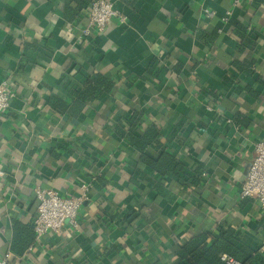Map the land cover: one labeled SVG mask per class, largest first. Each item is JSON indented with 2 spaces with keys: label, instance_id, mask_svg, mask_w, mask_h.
I'll return each instance as SVG.
<instances>
[{
  "label": "crops",
  "instance_id": "0c3cea01",
  "mask_svg": "<svg viewBox=\"0 0 264 264\" xmlns=\"http://www.w3.org/2000/svg\"><path fill=\"white\" fill-rule=\"evenodd\" d=\"M91 1L0 0V261L180 264L178 236L206 228L260 249L239 188L264 138V0H111L126 20L81 38ZM163 151L202 166L199 194L147 167ZM90 179L78 227L36 241V189Z\"/></svg>",
  "mask_w": 264,
  "mask_h": 264
},
{
  "label": "built area",
  "instance_id": "2783aa9c",
  "mask_svg": "<svg viewBox=\"0 0 264 264\" xmlns=\"http://www.w3.org/2000/svg\"><path fill=\"white\" fill-rule=\"evenodd\" d=\"M206 14L211 15L212 12L206 10ZM114 16H118L121 21L126 20V16L120 13L111 0H92L85 13L87 24L79 36L88 37L92 31L102 32ZM14 95L15 91L11 84L7 80H2L0 112L9 108ZM206 109L213 111L214 107L207 105ZM2 174L0 170V175ZM90 180L81 185L82 192L79 195H70L51 188L36 189L38 203L32 220L36 241H40L48 232L60 233L65 221L74 228L78 227L79 209L84 200L89 198V192L93 186L92 179ZM239 195L241 198L256 199L264 213V138L257 140L254 144V156L246 177L240 184ZM260 251L264 252V243L260 246ZM10 256L11 253L6 252L0 261L1 264H8ZM221 259L225 264H241L236 258L226 253L221 255Z\"/></svg>",
  "mask_w": 264,
  "mask_h": 264
},
{
  "label": "trees",
  "instance_id": "16d2710c",
  "mask_svg": "<svg viewBox=\"0 0 264 264\" xmlns=\"http://www.w3.org/2000/svg\"><path fill=\"white\" fill-rule=\"evenodd\" d=\"M124 133L125 131H121L122 135H125ZM156 134L147 131L146 135L148 136V141H151ZM181 134L182 133H180V136ZM142 137H138L134 144L143 146V141L144 143H146V141ZM142 159H144L149 169L154 170L161 177L177 176L181 178V182H184L187 190L196 191L197 194L200 193L199 191L205 180V173L202 171L201 165H195L192 174L186 173L184 171L185 162L177 160L176 156L168 151H163L156 159L147 157ZM211 236H214L211 228L194 232L188 236L179 235L177 254L185 261L180 264H225L221 259L223 253L233 256L241 264H264V255L261 253L260 249H252L246 245H238L239 233L234 229L228 228L224 230L221 228L218 236L214 238L213 242L210 244L206 243L207 239L211 238Z\"/></svg>",
  "mask_w": 264,
  "mask_h": 264
}]
</instances>
